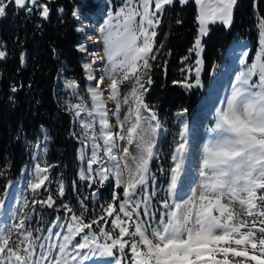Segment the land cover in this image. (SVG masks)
Wrapping results in <instances>:
<instances>
[{
    "label": "snow or ice",
    "instance_id": "6c2138e0",
    "mask_svg": "<svg viewBox=\"0 0 264 264\" xmlns=\"http://www.w3.org/2000/svg\"><path fill=\"white\" fill-rule=\"evenodd\" d=\"M9 2L28 12L32 11L28 7L31 4L43 9L44 18L49 15L48 6L38 0ZM188 2L180 0L181 4ZM173 3L174 0H125L114 15L110 12L105 28L101 29L107 59L104 74L97 78L90 71L92 65H84L87 79L96 81L87 89L91 106L70 105L76 117L82 112L92 117L81 122L84 139L91 142L87 168L95 173L88 179L103 186L114 177L115 186L123 189V199L117 204L120 198L114 194L111 202L101 205L99 217L90 222H85L86 208L77 215L65 204V210L72 213L69 222L58 225L66 229L65 234L61 237L60 232L48 229L50 235L46 237L51 239L54 235L62 242L46 249L40 244L39 256L35 243L39 237H33L28 223L32 216L28 212L19 214L17 222L0 234V264H84L96 256L111 258L107 264H264V19L258 22L255 57L247 63L248 53L242 54L244 58L239 63L243 67L231 94L215 110V125L204 145L198 184L186 199H177V188L186 174L189 158V129L184 122L167 169V196L160 201L161 207L153 211L148 189L155 175L150 166L157 154V135L162 125L157 112L145 102V85L152 83L158 14ZM194 3L198 36L189 52L197 57L195 82H188L193 71L190 67L185 81H174L186 89L201 84L202 37L207 35L208 26L217 22L230 26L236 0ZM7 7L6 0H0V17L6 14ZM4 56L5 52L0 51V58ZM106 80L110 83L105 84ZM126 83L129 90L122 95L121 86ZM68 87L76 89L79 85L69 81ZM105 92L115 103L111 110L115 132L109 121ZM177 115L182 116L183 112ZM97 122L98 130L94 127ZM93 165L98 167L93 169ZM34 171V179L29 181L33 193L48 181L49 167L37 163ZM63 194L61 185L60 195ZM37 203L52 208L55 201L51 195L34 200L33 211ZM4 207L5 202L0 199V209ZM28 207L26 203L24 208Z\"/></svg>",
    "mask_w": 264,
    "mask_h": 264
},
{
    "label": "trees",
    "instance_id": "16d2710c",
    "mask_svg": "<svg viewBox=\"0 0 264 264\" xmlns=\"http://www.w3.org/2000/svg\"><path fill=\"white\" fill-rule=\"evenodd\" d=\"M108 2L105 9L115 10L125 0ZM38 3L48 6L47 18L41 14L42 8L29 4L32 11L28 12L16 8L14 3H10L6 14L0 17V51L5 52L0 58V199L7 185L31 164L36 146L42 143L49 179L29 200V207L25 210L32 216L29 225L40 223L43 228L56 218H70L72 213L65 210V204L77 215L86 208L85 222H90L91 218L99 217L101 205L111 202L114 194L120 198L116 201L118 204L123 199V189L116 187L113 180L101 186L79 177L76 154L79 140L73 116L61 96L59 74L61 70H68L77 79L82 77L85 57L78 46L82 44L83 34L74 13L90 18L97 11L99 0H38ZM196 16L192 0L187 4L175 0L158 14L160 25L156 29L158 34L153 49L156 59L151 61L152 83L145 85L148 91L144 99L157 112L167 134L150 166L155 175L148 189L152 201L156 200L152 189L157 187L162 192L169 179V153L178 138L174 115L183 112L187 123L191 124L199 101L206 96L211 74L227 60L225 51L232 41L242 39L247 42L250 48L247 60H251L257 47L258 22L264 19V0H236L231 25L209 27L202 40L201 85L186 89L182 83L174 81H185L189 77L187 68L193 67L195 54L189 49L193 47L197 34ZM194 80L191 73L188 82ZM207 127L213 128L208 123ZM61 185L64 189L62 196ZM49 195L55 201L53 207H41L37 203L33 211V201L44 200ZM93 228L96 229V225ZM107 228H111V218Z\"/></svg>",
    "mask_w": 264,
    "mask_h": 264
},
{
    "label": "rangeland",
    "instance_id": "374dc122",
    "mask_svg": "<svg viewBox=\"0 0 264 264\" xmlns=\"http://www.w3.org/2000/svg\"><path fill=\"white\" fill-rule=\"evenodd\" d=\"M178 1L180 2V0H178ZM192 1L194 2V0H192ZM99 2H100L99 3L100 7L99 6L97 7L98 12L97 11L96 12L100 13L102 15L103 20H102V22L99 23V25L96 28V35L100 39V42L102 41L103 52H102L101 57L98 56V58H97L96 56H94L93 50L91 48H88L87 46H85V48H84L83 46H81L82 44H87V45L91 46V43H92V40L89 36L90 27H89L88 23L86 22L87 19H90V18H84V17H88V16L75 13V16L78 18V20L81 23V26L79 29L83 34L82 44L80 46L85 49L82 51L81 47L78 46L79 51L82 52L84 57H85V60L82 64L83 75L80 79H77V77L69 74L68 70H61L60 74H59V83L61 85V96H63L65 98V100H64L65 106H66L67 110L73 116V120L75 123V133L77 134L78 140H79V147H78L77 152H76L77 158L79 160V173H78V175L82 180H85L88 182H93V181H90L88 179V177L95 176V173L94 172L90 173L88 171V168H87V161L91 155V142L84 139V131L85 130L81 127V122L91 120L92 117H89L86 112H82L81 116L79 118L76 117L74 114V111L70 110V105H75L77 103H80V104L85 105L86 107L91 106V98H90V95L88 94L87 89L90 85H95L96 81H89L87 79V73L85 71L84 65L85 64H91L92 67H91L90 71L92 72V74L94 76L99 78L101 75L104 74V68L107 64V59H106L105 51H104L105 46L103 43V33H102L101 29L105 28L106 22L110 18L109 13L111 12L114 15L115 11L121 5L118 6L115 10H111V9L106 10L105 5L109 4L108 0H105L104 3H101V0H99ZM6 3H8V5H9L11 2H9V0H6ZM153 9H154V4H153ZM196 11H197V6H196ZM215 24H222V23L217 22ZM215 24H210L208 27H210L211 25H215ZM197 36H198V22H197L196 37ZM205 36L202 37V40ZM193 45H194V43H193ZM236 47H242L243 51H242L240 57L237 58V61L236 62L232 61L233 64L229 65L230 76L227 78L228 82L226 83L224 90H222V92H221L222 95L220 97L219 105L215 108L210 109L208 112V120L206 122L205 129L203 130V137H202L200 143H198L199 148L197 150H195L193 153H191L192 157L194 158V160L196 162V167L192 166L189 170L186 171V174L184 176H182L181 183L178 185V188H177V193H178L177 199H186L189 195H191V189L196 187V185L199 182V168H200V165L202 162L203 149H204V145L208 141L206 133L210 131L207 127V123L214 127V125H215V110H216V108L221 107L222 106L221 101L226 100V98L231 94L232 85L235 83V78L239 74V72L241 71V68L243 67L239 63V61H240V59L244 58L242 54L244 52L249 53V49H250L248 46V43L245 42L244 40H242V39L234 40V41H232L230 48L227 51L228 58L231 57L228 54L229 50L232 48H236ZM257 51H258V34H257V47L255 48L250 61L247 60V58H248V56H247V58H246L247 63L252 62ZM201 58H202V55H201ZM194 59L195 60L197 59L196 55H195ZM195 60H194L193 67H192L193 71L191 72L192 76L194 78H195V68H196ZM224 66H226V64H223V67L222 66L219 67V69L217 70L216 73L223 71ZM216 73H214V74H216ZM214 74L212 73L210 78H213ZM69 81H75L77 83V85H79V87H77L76 89L68 87ZM194 82H195V80H194ZM108 83H110V81L106 80L105 84H108ZM101 87H104V85H101ZM128 90H129V85L127 83L121 86L122 95L125 94ZM108 95L109 94L107 92H105V97L106 96L108 97ZM207 96H208V94H207ZM204 101L205 100L199 102L198 106L200 108H201V105L204 103ZM111 104H112L111 107L108 106L109 110H110V108L114 109V107H115V103L113 101H111ZM109 115L112 117V119H109V121H110V123L113 124L112 130L115 132V131H117V128H116L115 123H114L115 118L111 115V113H109ZM173 121H174L175 128L177 129L178 132L182 128L183 123L184 122L187 123L186 116L184 115V113L182 116H178L177 114L174 115ZM187 125H188V129H189V131H188V138H189V132L191 134L190 128L192 129L193 124L191 126V124L187 123ZM94 127H95V129L98 130V128H99L98 122L94 125ZM166 134H167V130L162 126L161 130L159 131V133L157 135V149H156L157 154H156L155 158L157 157V155L160 151L162 139ZM189 140H190V138L188 139V141ZM100 143H102V141H100ZM174 144H175V142H174ZM174 146L169 153L170 161H171V155H172ZM82 153H83V156H82ZM44 155H45V153H44L43 144L39 143L35 148V153H34L33 161L31 162V164L28 166H25L21 170L20 176L16 180L10 182L7 185L6 191L3 193L2 198H1L5 202V207L3 209H0V234H3V231L7 227H10L11 224L17 222L18 215L23 214L26 210V208H24V205L26 203L28 204L29 200L33 199L37 195V193L40 191V189H39V190H37V192L33 193V191L31 190V188L29 186V181L34 179V176H35L34 170H35V166L37 163H39L41 167L47 166V164L44 160ZM189 155H190V152H189ZM97 167H98V165H93V169H96ZM47 175H48V173H47ZM109 180H113V182L115 183L114 177H110ZM106 182H108V181H106ZM46 183H47V181L45 182V184ZM168 185H169V179H168V182L166 183L164 189L162 190V192H160V189L157 187L152 189V195L156 197V200H154V201L151 200V203L154 206L153 211H155V209H158L161 207L160 201H162L163 199L166 198ZM137 197H138L137 199H140L139 196H137ZM94 198H96V196ZM157 215H158V213H157ZM69 220H70L69 217H64V219L56 218L52 223H50V225H48L47 227H43V228L40 226V223H37V224L35 223L34 225H30L31 230L33 231V237H39V239H37L35 241V243L37 245V248H36L37 256H39L40 252L42 251L41 248L39 247L40 244H44L45 249H46L47 246L50 244H58V243L62 242L61 238H57L54 235L52 236L51 239H46V237H49V235H50L48 229H51L52 233L60 232L61 237H62V235L65 234L66 229L60 228V227H58V225L66 224L67 222H69ZM37 229H40V231H37ZM12 239L14 241L17 240V237L15 234L12 235ZM77 239H79V237ZM53 255H56V253L54 252ZM127 259H130V256ZM109 260H111V258H106V257L102 258V257L96 256V257H92L88 261H85L84 264H107V262ZM45 264H47V262H45Z\"/></svg>",
    "mask_w": 264,
    "mask_h": 264
},
{
    "label": "bare ground",
    "instance_id": "6f19581e",
    "mask_svg": "<svg viewBox=\"0 0 264 264\" xmlns=\"http://www.w3.org/2000/svg\"><path fill=\"white\" fill-rule=\"evenodd\" d=\"M105 0H101V3H104ZM100 7V6H99ZM102 10V9H101ZM102 15L100 13H96L90 17V19H87V23L90 27V33L89 36L92 40L91 46L87 44H83L82 46L85 48L87 46L88 48H91L93 50V55L98 58V56L101 57L103 49H102V41L100 42V39L96 35V28L99 25L100 22H102ZM230 48V47H229ZM228 49V48H227ZM228 51V50H227ZM242 47H236L229 50V57L230 59V65L233 64V62L237 61V58L240 57L242 53ZM233 56V57H232ZM234 58V59H233ZM233 61V62H232ZM236 65V64H235ZM214 77L210 80V89L207 90L206 96L202 98V101L204 103L201 105V108L198 106L197 111L193 117L191 126V134L189 132V158L186 164L187 170H189L192 166L196 167V162L194 158L192 157L191 153H193L195 150L199 148V144L202 137H203V130L205 129L206 122L208 120V112L210 109L215 108L219 105L220 97L222 95V90H224L227 80H225V75H223L222 71L219 73H216L213 75ZM230 76V75H229ZM224 85V87H223ZM222 87V89H220ZM103 88V87H102ZM221 93V94H220ZM208 94V96H207ZM220 95V96H219ZM219 96V98H218ZM207 97V98H206ZM206 98V99H205ZM105 103L108 108L112 106L111 101L108 99V97H105ZM199 108V109H198ZM112 108H110L109 113H111ZM109 119H112V117L109 115ZM207 134V140L210 137V131L206 133ZM188 138V139H189ZM190 175V174H189Z\"/></svg>",
    "mask_w": 264,
    "mask_h": 264
},
{
    "label": "water",
    "instance_id": "95a60500",
    "mask_svg": "<svg viewBox=\"0 0 264 264\" xmlns=\"http://www.w3.org/2000/svg\"><path fill=\"white\" fill-rule=\"evenodd\" d=\"M15 7H16V5H15ZM16 8H18V7H16ZM225 53L227 55V51ZM228 63L230 64V59L229 58H228ZM222 73H223V75H225V80H226V75H227V77H229V75H230V67H229V65L224 66V69H223ZM210 87L211 86H210V83H209L207 90H209ZM223 87H224V85H223ZM220 89H222V87ZM219 96H218V98H219Z\"/></svg>",
    "mask_w": 264,
    "mask_h": 264
}]
</instances>
